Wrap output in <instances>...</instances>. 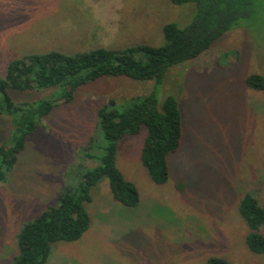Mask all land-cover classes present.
Wrapping results in <instances>:
<instances>
[{"label":"rangeland","instance_id":"374dc122","mask_svg":"<svg viewBox=\"0 0 264 264\" xmlns=\"http://www.w3.org/2000/svg\"><path fill=\"white\" fill-rule=\"evenodd\" d=\"M195 12V0H0V75L12 60L49 50L161 45L166 23L184 27ZM250 74L264 75V0L206 52L172 67L160 87L161 99L176 96L183 112L182 143L169 155L168 181L155 182L143 164L146 134L126 136L117 164L136 185L139 203L117 201L103 178L87 204L89 229L77 241L54 243L46 264H206L211 256L264 264V255L247 246L249 228L239 212L247 193L264 207V89L248 86ZM152 86L101 77L57 102L0 183V264L17 253L24 222L55 204L73 182L86 164L85 149H97L99 108ZM53 91L13 95L38 102ZM11 122L7 114L0 117V145L9 140Z\"/></svg>","mask_w":264,"mask_h":264},{"label":"trees","instance_id":"16d2710c","mask_svg":"<svg viewBox=\"0 0 264 264\" xmlns=\"http://www.w3.org/2000/svg\"><path fill=\"white\" fill-rule=\"evenodd\" d=\"M181 4L190 0H173ZM196 12L184 27L176 22L163 26L161 45L138 43L123 48L98 47L66 53L49 50L12 60L5 75H0V117H11L9 140L0 145V183L25 148L28 136L58 104L69 101L81 85L101 77L124 76L152 81L147 93L126 102L111 99L98 110L97 149L87 147L81 170L34 219L24 222L17 234V253L10 264H46L56 242H74L89 229L91 215L87 204L92 189L107 178L113 197L125 205L140 201L136 185L124 177L117 164L119 143L128 135L146 134L141 158L152 179L164 183L170 177L169 155L175 153L183 138V112L178 98L160 97V87L170 69L198 57L243 18L253 16L260 0H195ZM248 86L264 89V75L250 74ZM54 90L52 97L38 102L14 98L13 92ZM86 165V166H85ZM239 212L246 222L248 248L264 255V207L247 193ZM206 264H233L220 256H211Z\"/></svg>","mask_w":264,"mask_h":264}]
</instances>
